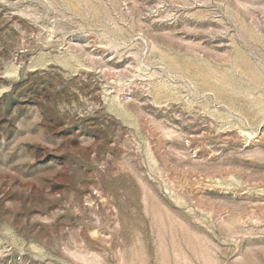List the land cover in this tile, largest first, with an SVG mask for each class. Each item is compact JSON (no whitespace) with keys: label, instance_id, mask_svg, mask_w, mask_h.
Instances as JSON below:
<instances>
[{"label":"rangeland","instance_id":"obj_1","mask_svg":"<svg viewBox=\"0 0 264 264\" xmlns=\"http://www.w3.org/2000/svg\"><path fill=\"white\" fill-rule=\"evenodd\" d=\"M0 264H264V0H0Z\"/></svg>","mask_w":264,"mask_h":264},{"label":"bare ground","instance_id":"obj_2","mask_svg":"<svg viewBox=\"0 0 264 264\" xmlns=\"http://www.w3.org/2000/svg\"><path fill=\"white\" fill-rule=\"evenodd\" d=\"M3 90V89H2Z\"/></svg>","mask_w":264,"mask_h":264}]
</instances>
